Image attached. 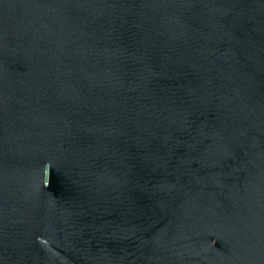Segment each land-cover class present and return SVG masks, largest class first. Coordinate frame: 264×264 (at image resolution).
<instances>
[{
	"label": "water",
	"instance_id": "water-1",
	"mask_svg": "<svg viewBox=\"0 0 264 264\" xmlns=\"http://www.w3.org/2000/svg\"><path fill=\"white\" fill-rule=\"evenodd\" d=\"M0 264H264V0H0Z\"/></svg>",
	"mask_w": 264,
	"mask_h": 264
}]
</instances>
